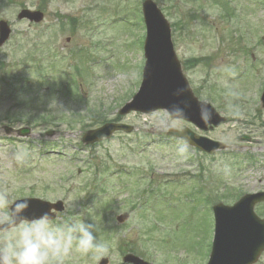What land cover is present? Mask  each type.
I'll use <instances>...</instances> for the list:
<instances>
[{
  "label": "rangeland",
  "instance_id": "1",
  "mask_svg": "<svg viewBox=\"0 0 264 264\" xmlns=\"http://www.w3.org/2000/svg\"><path fill=\"white\" fill-rule=\"evenodd\" d=\"M153 1L174 26L175 50L188 66L183 71L197 97L226 117L234 109L239 118L232 113L228 124L201 133L183 121L171 127L172 118L165 111L118 116L141 83L146 37L143 0H0V20L13 30L11 40L0 51V94L6 87L2 65L9 71L31 52L26 53L31 72L24 75L35 80L33 51L47 43L51 56L54 53L64 59L54 70L58 79L67 83L62 75L66 76L63 70L68 71V84L72 89L73 82L79 85L84 99L73 102L59 94L41 104L31 101L34 106L27 108L37 109L41 117L60 112L67 118L81 114L85 125L94 116H102L104 123L119 118L135 129L130 135L116 134L88 147L81 142L88 129L83 125L49 129L55 132L51 138L45 135L47 129L38 127L32 129L30 138L20 139L6 137L0 124V193L8 192L12 202L32 195L49 202L62 200L66 212L54 223L80 216L97 228L94 234L108 246V254L96 262L75 255L68 264H99L103 258L109 264H122L125 253L152 264H206L214 233L211 205L219 203L220 193L225 188L244 194L264 190V109L260 102L264 91V0ZM40 6L46 14L44 23L32 26L17 21L23 8ZM70 18L76 19L74 30H70ZM44 66L55 77L49 63ZM76 68L78 75L74 74ZM233 102L238 104L233 107ZM13 103L0 98V119L15 107ZM24 127L32 128L23 123L13 126ZM184 128L225 143L229 149L206 156L166 135L170 129ZM242 136L251 140H241ZM17 154H23V159L17 160ZM238 156L255 160L240 165V160L233 159ZM94 164L112 167L113 173L124 167L127 175L133 171L129 169L142 168L145 176L160 183L162 191L155 192L159 200L147 199L142 212L130 209L132 191L120 193L118 183L108 177L104 186L109 193L98 190L96 199L90 183L105 175L91 171ZM147 182L132 186L137 204L145 200H138V192ZM89 190L95 198L85 202ZM86 203L90 211L85 218ZM259 211L264 214V206ZM125 213L130 219L120 225L116 218ZM258 264H264V254Z\"/></svg>",
  "mask_w": 264,
  "mask_h": 264
},
{
  "label": "water",
  "instance_id": "2",
  "mask_svg": "<svg viewBox=\"0 0 264 264\" xmlns=\"http://www.w3.org/2000/svg\"><path fill=\"white\" fill-rule=\"evenodd\" d=\"M143 14L147 26L143 81L139 92L123 107L120 114L125 115L132 111L151 113L156 110H166L170 113L169 109L175 106L183 109L184 120L204 131H207L209 126L218 127L226 122V119L221 118L210 104L199 102L192 93L173 48L170 26L161 11L148 0L143 4ZM43 18L41 12L28 10H23L18 15V20L27 19L34 23H40ZM10 34L8 24L0 22V48L9 40ZM262 103L264 107V93ZM131 130L125 125L108 124L86 133L83 141L86 144H94L104 138H110L117 131ZM19 135L29 136L30 131L21 130ZM169 135L181 138L206 153L225 148L223 144L198 137L189 130L170 131ZM27 201L30 203L26 213L29 219L45 213L50 214L52 209L58 212L64 210L62 202L52 205L37 199H27ZM263 201L264 193H260L245 196L232 208L223 205L214 208L215 240L209 264H255L258 261L261 253L264 252V221L255 215L254 207ZM51 217L55 218L52 215ZM126 219L128 215L119 217L118 221L124 222ZM125 262L147 264L134 256L126 257ZM107 263V260L101 262V264Z\"/></svg>",
  "mask_w": 264,
  "mask_h": 264
},
{
  "label": "clouds",
  "instance_id": "3",
  "mask_svg": "<svg viewBox=\"0 0 264 264\" xmlns=\"http://www.w3.org/2000/svg\"><path fill=\"white\" fill-rule=\"evenodd\" d=\"M169 111L174 128L185 113L175 106ZM22 159L23 154H17V160ZM29 208L27 200L13 203L8 192L0 193V264H68L75 255L96 262L108 254L107 244L94 234L97 228L80 216L54 223L49 213L29 219Z\"/></svg>",
  "mask_w": 264,
  "mask_h": 264
},
{
  "label": "trees",
  "instance_id": "4",
  "mask_svg": "<svg viewBox=\"0 0 264 264\" xmlns=\"http://www.w3.org/2000/svg\"><path fill=\"white\" fill-rule=\"evenodd\" d=\"M15 65L17 66V64H15ZM5 73H6L7 77H8V88H7L8 90L5 93V96H12L13 97L14 95L20 93L17 88L20 85H22L21 93L19 95H17L16 99L18 101H31V100L33 101L34 100L33 99L34 98L33 95H29L28 93H26V92H28L27 89H28V85L30 84L29 80H26L25 78L22 77V81H19L20 80V74L15 73L14 71H10L9 70V72L6 71ZM25 90H26V92H24ZM34 101H37V100H34ZM11 118H12L11 115H9L6 118V120H8V121L12 120ZM63 118H64V116L55 117V118L54 117H50V118H48V117L45 118L44 117L42 119H38L36 116H33L31 113H29V115H20L18 117H14L13 120L14 121H19L20 120L22 122L27 121V123H29V124H38L39 120H41L46 127H51V126H54V125L57 126L56 123H60L59 122L60 119L63 120ZM98 119H99V117H98ZM79 123L81 124L80 121H79ZM94 124H98V122L97 121H96V123L93 122V123H91L90 126L92 127V126H94Z\"/></svg>",
  "mask_w": 264,
  "mask_h": 264
}]
</instances>
